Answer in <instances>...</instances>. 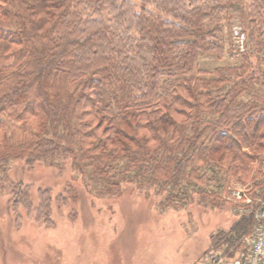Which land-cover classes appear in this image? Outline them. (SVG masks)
Instances as JSON below:
<instances>
[{
  "label": "trees",
  "instance_id": "obj_1",
  "mask_svg": "<svg viewBox=\"0 0 264 264\" xmlns=\"http://www.w3.org/2000/svg\"><path fill=\"white\" fill-rule=\"evenodd\" d=\"M23 157H72L100 187L243 182L264 199V0H0V171ZM6 188L17 219L34 212L30 184ZM253 223L239 215L217 250L245 249Z\"/></svg>",
  "mask_w": 264,
  "mask_h": 264
},
{
  "label": "rangeland",
  "instance_id": "obj_2",
  "mask_svg": "<svg viewBox=\"0 0 264 264\" xmlns=\"http://www.w3.org/2000/svg\"><path fill=\"white\" fill-rule=\"evenodd\" d=\"M239 28L235 34L240 42ZM217 63L212 56L201 60L202 67ZM50 161L16 158L0 171V264H211L208 256L218 249L216 235L229 231L239 215L249 214L245 208L262 204V195L243 182L214 195L209 194L211 187L206 194L169 193L124 176L100 187L103 182L91 181L72 157ZM8 180L31 185L30 215L22 208L17 219L11 210ZM70 186L77 200L58 205L56 196ZM239 186L245 198L234 196ZM44 188L53 198L51 223L36 218L39 189Z\"/></svg>",
  "mask_w": 264,
  "mask_h": 264
},
{
  "label": "built area",
  "instance_id": "obj_3",
  "mask_svg": "<svg viewBox=\"0 0 264 264\" xmlns=\"http://www.w3.org/2000/svg\"><path fill=\"white\" fill-rule=\"evenodd\" d=\"M233 193L239 199L246 197L243 186L235 188ZM245 200L251 201L249 197ZM260 200L262 204L256 209L245 208L254 215V226L251 233L246 236L245 249L235 254H225L223 250H217L208 256L211 264H264V199Z\"/></svg>",
  "mask_w": 264,
  "mask_h": 264
}]
</instances>
